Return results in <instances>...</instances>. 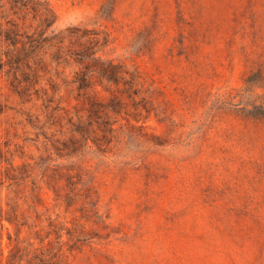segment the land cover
<instances>
[{
    "label": "rangeland",
    "instance_id": "rangeland-1",
    "mask_svg": "<svg viewBox=\"0 0 264 264\" xmlns=\"http://www.w3.org/2000/svg\"><path fill=\"white\" fill-rule=\"evenodd\" d=\"M0 209L4 264H264V0H0Z\"/></svg>",
    "mask_w": 264,
    "mask_h": 264
},
{
    "label": "trees",
    "instance_id": "trees-1",
    "mask_svg": "<svg viewBox=\"0 0 264 264\" xmlns=\"http://www.w3.org/2000/svg\"><path fill=\"white\" fill-rule=\"evenodd\" d=\"M35 11H37L36 14H38L48 26H51L56 21L57 17L49 5L44 4L40 9ZM59 43H63V40L59 41ZM59 50L60 49H58L57 52H59ZM73 56L76 62L83 68L76 72L75 82L78 83V88L80 90H87L90 87L89 84L92 76L87 73L90 67L95 66L102 77H106L110 80L122 73L117 64H114L112 61L106 64L105 61H102L101 58L97 56V51L92 50V48H87L84 51H77L72 54V57ZM7 205L10 206L11 210L8 212V215L5 216V219L11 224L15 223L19 225V227L25 225V222H20V220L25 218V215L18 212L17 206L10 205L9 203ZM1 219L3 220V218ZM32 226L34 228L37 227L36 225ZM3 257L4 252L0 243V264H4ZM56 257L55 255L47 256L44 251L38 248L31 249L29 246L24 247L18 243L9 250L5 264H60Z\"/></svg>",
    "mask_w": 264,
    "mask_h": 264
}]
</instances>
